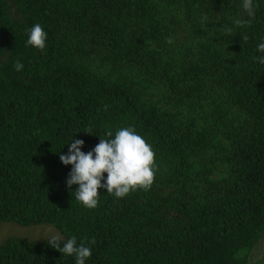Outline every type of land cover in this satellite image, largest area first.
<instances>
[{"label": "trees", "instance_id": "obj_1", "mask_svg": "<svg viewBox=\"0 0 264 264\" xmlns=\"http://www.w3.org/2000/svg\"><path fill=\"white\" fill-rule=\"evenodd\" d=\"M241 5L0 0V226L94 238L87 264H253L264 238V0L237 27ZM36 23L44 52L25 46ZM130 126L152 145L153 184L120 199L98 189V206L84 207L59 155L75 135L87 153ZM0 264L75 258L11 239Z\"/></svg>", "mask_w": 264, "mask_h": 264}, {"label": "clouds", "instance_id": "obj_2", "mask_svg": "<svg viewBox=\"0 0 264 264\" xmlns=\"http://www.w3.org/2000/svg\"><path fill=\"white\" fill-rule=\"evenodd\" d=\"M241 6L247 20L235 19L234 25L237 27H243L255 17L256 0H242ZM226 31L231 32L232 29L228 28ZM47 40L48 33L41 24L36 23L28 29L25 46L44 52ZM257 52L260 55L255 58L256 61L264 65V37L257 45ZM13 68L21 72L24 64L19 60L14 61ZM85 132L93 134V131ZM75 136L66 143L65 146H69L68 152L60 154L59 160L64 166H71L65 184L70 192L75 193L76 201L84 207L94 209L98 206V189L120 199L132 191L147 190L153 184L156 171L155 153L152 145L134 127H122L115 134L108 131L104 138L99 137V143L87 153L82 151L84 141L75 139ZM74 186L78 187L72 191ZM47 241L62 255L74 257L75 264H87L95 244L94 238L78 243L75 236L65 239L60 233L52 235Z\"/></svg>", "mask_w": 264, "mask_h": 264}, {"label": "rangeland", "instance_id": "obj_3", "mask_svg": "<svg viewBox=\"0 0 264 264\" xmlns=\"http://www.w3.org/2000/svg\"><path fill=\"white\" fill-rule=\"evenodd\" d=\"M56 233L60 232L52 226L25 227L16 223H4L0 226V247L11 239H21L30 243L48 242L47 240ZM262 263H264V238L253 256V264Z\"/></svg>", "mask_w": 264, "mask_h": 264}]
</instances>
